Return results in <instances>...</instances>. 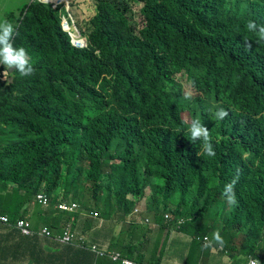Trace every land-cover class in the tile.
<instances>
[{"label":"trees","instance_id":"trees-1","mask_svg":"<svg viewBox=\"0 0 264 264\" xmlns=\"http://www.w3.org/2000/svg\"><path fill=\"white\" fill-rule=\"evenodd\" d=\"M92 2L94 15L77 23L87 48L72 45L62 7L35 1L9 21L35 71L14 70L13 83L0 73V216L52 236L70 224L87 247L103 241L100 219L125 218L147 198L161 228L219 232L232 256L264 258V43L246 29L264 25V0ZM179 74L196 97L183 94ZM186 110L209 129L214 157L191 139ZM237 176L229 204L224 186ZM60 202L81 209L63 212ZM11 232L27 264H112L76 244Z\"/></svg>","mask_w":264,"mask_h":264},{"label":"clouds","instance_id":"clouds-1","mask_svg":"<svg viewBox=\"0 0 264 264\" xmlns=\"http://www.w3.org/2000/svg\"><path fill=\"white\" fill-rule=\"evenodd\" d=\"M35 1L45 4H51L53 8H57L58 6L64 8L66 10V14L62 17V28L71 37L72 45L80 49L88 47L89 40L82 35L80 27H78L80 30L79 32L77 27L74 26L75 23L77 25V22L73 20L74 18H72V15L70 13V11L77 8V4H80L81 6V4L85 2V0H82L81 3H78V0H30L29 4ZM72 3L74 7L71 10ZM23 8L16 13H10L14 16H10L9 14L6 20L0 21V73L2 74V80L8 81L9 83H13V77H11L10 74H12L14 70H16V72H18L23 77L31 76L35 71L32 63L30 62V57L27 50L24 47L17 48L13 43L14 37L18 35L17 26H15L13 23H16L17 18L20 16ZM9 21H13V23ZM246 29L247 31L255 34L257 38V44L264 43V25H260L255 21L249 20L246 24ZM244 43L247 48H251V44L249 42L245 41ZM10 78L12 79V82H10ZM183 94L186 97L197 96V94L194 96H189L185 94L184 91ZM186 111L189 112L188 110ZM189 115L191 116L190 112ZM228 115L229 113L226 110L219 109L214 113V118L223 120ZM192 119L193 120L190 123L184 120L187 124L190 125L188 128V132L191 136V139L193 141H201V151L209 157H214L216 153L214 151L213 144L211 143V134L209 129L201 123L199 118L194 119L192 117ZM237 181L238 176L233 178L230 183L224 186L223 195L229 204L236 203V194L234 189ZM39 195L45 196L47 198V202H40L38 199ZM35 200L38 201L39 204L47 206L50 199L44 193H39L36 195ZM134 204V210L131 213H128L125 218L119 219L117 217H114L112 218V220H110V222L100 219L98 221V228L101 229L100 232L103 241L101 244H92L91 246H87L88 248L85 246L86 244H84L85 242L82 238L76 237L77 234L72 230V226L70 224H67L64 228V231L57 236H52V233L48 230V228L45 227L50 232V237L41 235L42 231L45 228L35 230L32 223L27 219H20L17 222L12 223V221L7 216H0V226H2L4 230H16L22 237L26 238H35L38 236L42 238L55 239L62 244H76L78 247L88 249L98 258L111 261L112 264H159L156 262H159L158 260L161 254H165L169 245L165 247V241H160L161 234L157 236L155 240L151 239L149 236L152 232L166 233L167 238L170 237L171 240L172 234L175 230L191 238L192 242H196L203 247L209 248L210 250L217 249L218 252L227 256L229 260H231L232 264H264V258H255L253 256H246V254L239 253H237L235 256H232L230 252L223 249L221 244H217V242H221L219 232H216L214 234L211 232L208 234L194 235L180 230L179 226H174L172 229L167 227L161 228L160 225L154 222L151 214L147 210V198L137 199L135 200ZM139 204H144L145 208L143 207L142 209ZM61 206H66L68 207V209H63L61 208ZM57 209L63 212L77 213L81 209V207L75 202H60L57 205ZM166 215V218H168L169 220L174 219L173 214L167 212ZM93 217H97V215L93 214ZM3 219H7V222H5ZM21 220H25L30 223L32 230L36 233L35 236H24L18 230L17 223ZM140 226L146 228L147 233H144V230ZM164 229L167 230L163 231ZM66 232H68L70 235H73L70 243H64L61 241V238L65 235ZM156 240H159L160 246L155 257L152 244H154ZM239 241L240 239L237 240V244H239ZM162 249L164 250L163 253ZM197 262L198 261L193 264H203Z\"/></svg>","mask_w":264,"mask_h":264},{"label":"crops","instance_id":"crops-1","mask_svg":"<svg viewBox=\"0 0 264 264\" xmlns=\"http://www.w3.org/2000/svg\"><path fill=\"white\" fill-rule=\"evenodd\" d=\"M12 232L9 230L0 231V264H27L22 261ZM153 246V252L156 257L160 246L159 240H156ZM162 249V253H163ZM159 264H193L196 261L203 264H232L231 260L217 249L210 250L202 245L192 242V239L181 232L175 230L169 242L165 254H161ZM197 262V263H198Z\"/></svg>","mask_w":264,"mask_h":264},{"label":"rangeland","instance_id":"rangeland-1","mask_svg":"<svg viewBox=\"0 0 264 264\" xmlns=\"http://www.w3.org/2000/svg\"><path fill=\"white\" fill-rule=\"evenodd\" d=\"M29 1L30 0H0V21L6 20L7 16L10 13H12V12L16 13L17 11L21 10L24 6L29 4ZM81 2H82V0H78V3H81ZM136 9H137L138 14H139L141 6L136 7ZM94 12H95V9H94L92 0H85V2L81 4V6H80V4H77V8L70 11L72 18H74L73 20H75L81 28H84L86 21H88L94 15ZM137 21L139 22V24L141 26L144 25V19L140 14L137 15ZM74 26H76L77 29L79 30L76 23L74 24ZM79 32H80V30H79ZM177 79L182 84L183 91L185 94H187L189 96L196 95V92H195L194 88L192 87L191 82L188 80V78L185 74L178 75ZM182 116H183L184 120L187 121L188 123H190L193 120L192 117L189 115V112H187V111L184 112ZM148 193H150V192H148ZM139 206L142 209H143V207L145 208L144 204H139ZM141 228L144 230V233H147L146 228H144V227H141ZM79 229L81 230L82 228H79ZM159 235H160V241L161 242L165 241V247H167L169 245V242H170V237L167 238L166 233L152 232L149 237L151 239L155 240L156 237Z\"/></svg>","mask_w":264,"mask_h":264},{"label":"built area","instance_id":"built-area-1","mask_svg":"<svg viewBox=\"0 0 264 264\" xmlns=\"http://www.w3.org/2000/svg\"><path fill=\"white\" fill-rule=\"evenodd\" d=\"M38 199L40 202L46 203L47 202V198L43 195H39ZM61 208L63 209H68V207L66 206H61ZM5 222H7V219H3ZM17 228L18 230L24 235V236H35V232L32 230L31 225L29 222L25 221V220H21L17 223ZM41 235H45L46 237H50L51 234L50 232L45 228ZM73 235H70L68 232L65 233V235L61 238L62 242H67L70 243L71 239H72Z\"/></svg>","mask_w":264,"mask_h":264},{"label":"water","instance_id":"water-1","mask_svg":"<svg viewBox=\"0 0 264 264\" xmlns=\"http://www.w3.org/2000/svg\"><path fill=\"white\" fill-rule=\"evenodd\" d=\"M12 71V70H11ZM10 82H12V79L10 78Z\"/></svg>","mask_w":264,"mask_h":264},{"label":"bare ground","instance_id":"bare-ground-1","mask_svg":"<svg viewBox=\"0 0 264 264\" xmlns=\"http://www.w3.org/2000/svg\"><path fill=\"white\" fill-rule=\"evenodd\" d=\"M51 1H53V0H51Z\"/></svg>","mask_w":264,"mask_h":264}]
</instances>
